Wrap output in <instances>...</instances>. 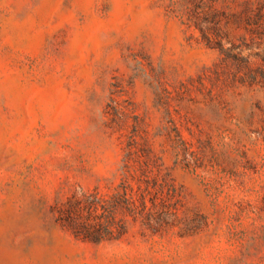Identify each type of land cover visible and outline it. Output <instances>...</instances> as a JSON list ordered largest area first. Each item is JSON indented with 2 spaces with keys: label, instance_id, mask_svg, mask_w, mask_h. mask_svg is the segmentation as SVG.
<instances>
[{
  "label": "rangeland",
  "instance_id": "rangeland-1",
  "mask_svg": "<svg viewBox=\"0 0 264 264\" xmlns=\"http://www.w3.org/2000/svg\"><path fill=\"white\" fill-rule=\"evenodd\" d=\"M128 160L191 230L67 226ZM0 264H264V0H0Z\"/></svg>",
  "mask_w": 264,
  "mask_h": 264
},
{
  "label": "trees",
  "instance_id": "trees-1",
  "mask_svg": "<svg viewBox=\"0 0 264 264\" xmlns=\"http://www.w3.org/2000/svg\"><path fill=\"white\" fill-rule=\"evenodd\" d=\"M140 163L149 167L147 162ZM124 166L126 169L123 173V182L115 187L110 197L112 200L104 196H95L96 199L91 200L90 195L85 192L79 196L74 195L67 207L66 220L70 229L72 228L77 235H83L85 239L95 241L119 239L130 228L126 219L116 217V213L123 210L125 214L128 212L132 216L134 223L140 222L142 227L153 231H169L178 227V233L183 235L191 230L186 216L182 211L180 213L174 189L166 193L165 186L155 175L154 180L161 189L153 191L149 179L137 173L135 163L128 160L124 162Z\"/></svg>",
  "mask_w": 264,
  "mask_h": 264
}]
</instances>
